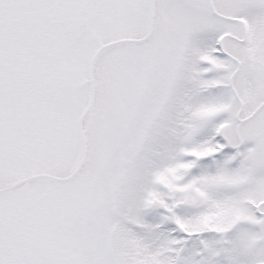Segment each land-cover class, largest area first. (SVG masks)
<instances>
[{
	"label": "snow or ice",
	"instance_id": "obj_1",
	"mask_svg": "<svg viewBox=\"0 0 264 264\" xmlns=\"http://www.w3.org/2000/svg\"><path fill=\"white\" fill-rule=\"evenodd\" d=\"M0 264H264V0H0Z\"/></svg>",
	"mask_w": 264,
	"mask_h": 264
}]
</instances>
